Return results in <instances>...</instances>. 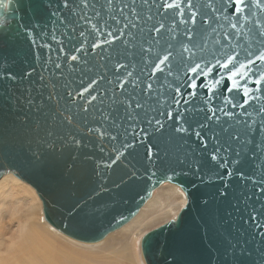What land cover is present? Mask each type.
<instances>
[{"label":"water","instance_id":"1","mask_svg":"<svg viewBox=\"0 0 264 264\" xmlns=\"http://www.w3.org/2000/svg\"><path fill=\"white\" fill-rule=\"evenodd\" d=\"M4 2L8 7L0 5V28L3 31L0 35V179L12 174L32 186L42 202L43 214L49 224L68 237L92 244L133 219L165 182L175 184L184 191L186 203L174 218L142 237L140 250L146 264H233L230 256L224 255V249L229 243L236 246L237 242L250 251V256L245 257L242 264H261L264 240L255 235L252 223L245 221L253 208L261 210L264 194L249 182L253 171L250 160L239 165L245 172L244 179L236 175V157L226 151L227 144L224 143L232 131L242 128L236 122L237 117H233L231 128L229 118L223 113H218L221 116L219 125L216 122L211 124L224 150V166L217 167L208 155L214 149L210 133L205 135L209 139L208 148L201 149L194 136L173 132L172 122L161 114L171 105L166 99L172 94L168 84L174 85L176 80L169 75L166 83L163 76H151L152 63L165 53L168 45L179 61L181 46L188 44L185 31L191 26L181 23V17L174 10L165 11L162 7L158 10L163 0H156L157 6L150 11L137 0L139 20L128 9H125L126 18L120 15L121 5L130 3V0H113L111 8L105 0H96L88 9L77 7L74 11L64 8L62 0ZM76 2L78 4L79 0ZM249 11L255 12L251 24L256 19L264 23V9L253 5ZM82 16L85 19H81ZM112 16L116 19H111ZM129 20L138 27L129 25L124 28ZM161 23L165 27L158 35L152 29ZM223 23L225 27L217 29L221 33V43H224L223 32L230 30L227 22ZM92 24H96L101 32L111 31L117 39L93 50V41L102 43L110 38L94 33ZM251 24L246 23L245 27ZM122 28L124 35L121 36ZM81 32L84 36L80 35ZM217 38L207 25L198 28L195 42L203 51L196 49L197 55L206 59H211L214 53L218 55ZM81 45L82 50L77 51ZM72 55L79 59L71 61ZM57 64L61 65L59 69ZM173 68L175 71V64ZM129 72L131 76H128ZM92 79L99 80L91 92L97 100L84 113L78 106L88 103L89 94L76 97L73 103L67 93L82 90V85L86 86ZM125 81L128 83L121 89L119 85ZM133 81L139 86L135 87ZM48 83L64 86L59 89L64 98L57 99L61 110L67 108L81 121L82 135L77 137L80 144L56 141L38 146L34 142L33 125L38 120V109L49 103L46 99L49 90L44 87ZM146 83L153 85V93L144 90ZM198 91L200 97L188 106V118L193 125L198 120L206 123L200 111L205 109L204 91ZM133 96L144 105L143 110H136L140 115L136 123L127 119L125 106L120 103L125 97ZM161 98L166 102L157 103ZM213 103L222 106L218 99ZM253 107L255 105L248 111L254 120H259ZM226 110L240 112V109ZM152 117L163 121L167 129L163 135H150L149 143L155 144L159 140L167 157L162 154L159 160L151 163L146 158L145 148L137 145L112 163L117 151H123L122 144L131 142L130 125L145 128L151 134L154 129L146 119ZM113 123L117 127H113ZM87 127L106 129L114 136L119 135L112 141L107 136L87 133ZM256 141L264 142V132L256 137ZM233 146L237 150L240 148L239 145ZM249 147L244 145V156L249 155ZM178 160H184V163L180 164ZM259 163L264 164V159ZM194 164L200 166V171L193 169ZM260 175L258 172L253 179H259Z\"/></svg>","mask_w":264,"mask_h":264},{"label":"snow or ice","instance_id":"2","mask_svg":"<svg viewBox=\"0 0 264 264\" xmlns=\"http://www.w3.org/2000/svg\"><path fill=\"white\" fill-rule=\"evenodd\" d=\"M140 2L142 5L147 6L149 11L152 7L157 6L156 0H140ZM95 3L96 0H91V3L90 0H79L78 4L76 0H62L63 7L73 11L77 7L88 9ZM112 3L113 0H105V4L109 8H111ZM0 5L4 8L8 7L4 0H0ZM136 5L137 0L123 3L119 9L120 15L126 18L125 9H128L137 20L141 19ZM253 5L264 9V5H261V0H202V2L201 0H178V2L177 0H163L158 6V10L161 7L165 11L174 10L175 14L181 17L180 22L191 27L185 31L188 44L181 46L183 50L180 53L179 61L175 59L176 53L171 50V45H168L165 53L162 56H158L157 61L152 63L151 76H163L166 83L169 75L175 77L176 83L174 85L168 84L169 91L172 94L166 99L171 101V105L161 114L172 122L173 132L181 136H194L199 141L201 149L206 150L208 148L209 139H206L205 135L206 132L210 133L209 138L214 143V149L208 155L211 161L216 162L217 167L224 166L225 158L222 155L224 150L220 147V137L214 132L211 124L216 122L219 125L221 116L218 113H223L225 117L229 118L228 123L229 128H231L233 117H237L236 122L242 125V128H238L228 135L227 141H224L227 144L226 151L235 155L236 160L234 162L238 165L236 175L241 180L244 179L245 172L242 168H239V165L244 164L245 160L251 161L253 171L252 176L249 177V182L255 184L258 191L264 194V164L259 163L261 159H264V142L257 143L256 141V137L264 132V23L256 19L255 23L251 24L255 12H250L249 10ZM185 11L187 12L186 17ZM96 15L99 16L100 13L97 12ZM147 18L152 19L151 16ZM81 19H85V17L82 16ZM111 19L115 20L116 17L112 16ZM225 21L230 30L223 32L224 43H221L219 39L221 33L217 29H223L225 27L223 22ZM86 22L91 23L90 20H86ZM246 23L251 24V26L245 27ZM0 25H2V21H0ZM129 25L133 28L138 27L137 24L129 20L128 24L124 25V28ZM205 25L211 32L217 34L218 38L215 43L220 46L219 54L214 53L211 59L198 56L195 51L196 49L203 51L200 44L195 42V35L196 30L198 28L203 29ZM164 27V24L161 23L159 27H154L152 31L159 35ZM91 28L94 33L106 35L110 38L103 40L102 43L93 41L91 44L93 50L101 48L103 44H110L117 39L111 31L101 32V29L96 24H92ZM0 35H3L2 28H0ZM80 35L84 36V33L81 32ZM120 35H124L123 28L120 29ZM82 48L83 45L77 51L82 50ZM241 52H243V59H241ZM70 59L75 62L79 57L72 55ZM174 64L175 71L173 68ZM60 67L61 65H56L57 69ZM118 67L123 68L126 65H118ZM165 68H167V73H165ZM131 75L132 73L129 72L128 76ZM9 78H11L10 74ZM43 79L41 77V80ZM127 83L125 81L119 87L124 89ZM132 83L135 87L139 86L135 81ZM98 84L99 80L92 79L86 86L82 85V90H78L75 93L68 92L67 95L72 98L74 103L76 97L83 98L85 93H88L90 96L88 103L78 106L84 113H87L88 106L97 100V96L91 95V92ZM44 87L49 90L46 98L49 103L45 105V108L38 109V120L33 125L34 142L38 146L42 143H55L56 141L80 144L81 141L77 137L82 135L80 131L81 121L77 120L76 113L69 111L67 108L61 110L57 99V97H60V99L64 98L59 91L64 86L48 83ZM198 89L204 91L203 103L205 104V109L200 111L203 112V119L206 123L198 120L193 125L188 118V106L192 105L200 97ZM144 90L148 93H153V85L146 83ZM217 99L220 100L222 106H217L213 103ZM162 102H166L164 98L157 101V103ZM120 103L125 106L127 119L136 123L140 119V115L136 110H143L144 105L134 96L131 98L125 97ZM182 104L184 106L183 110H181ZM253 105H255L253 112L260 117L259 120H254L252 113L248 111V108ZM226 108L240 109V112L237 114L233 111H227ZM45 109H47V112H45ZM66 112L67 114H65ZM146 116L147 114H145ZM104 119H107V116ZM146 123L154 129L153 133L149 134L145 128H132L130 125L132 132L131 142L122 144L123 151H117L116 158L112 163L119 160L130 149L136 148L137 145H142L145 148L146 158L151 163L159 160L162 154L165 158L167 157V152L162 148L159 140L155 144L149 143L150 135H163L167 125L156 117L146 119ZM113 127L117 126L113 123ZM222 130L228 131V129ZM127 131L126 129L125 132ZM86 132L98 134L101 137L107 136L112 141H115L119 135L117 133L114 136L106 129L101 131L99 128L93 127H87ZM233 145H239V150ZM244 145L250 146L248 148V156H244ZM177 162L183 164L184 160H178ZM192 167L194 170L200 171L198 164H194ZM258 172L261 173L260 178L253 179ZM229 175H232V173H229ZM221 195L224 194L222 193ZM262 219H264V205H261L260 211L253 208L248 214V221H245V223L250 221L256 229L255 235L264 240V223H261ZM229 249H231V253H229ZM224 255L226 257L230 256L233 264H242L244 258L250 256V251L240 245L239 242H237L236 246L229 243L224 249ZM261 264H264V257H261Z\"/></svg>","mask_w":264,"mask_h":264},{"label":"bare ground","instance_id":"3","mask_svg":"<svg viewBox=\"0 0 264 264\" xmlns=\"http://www.w3.org/2000/svg\"><path fill=\"white\" fill-rule=\"evenodd\" d=\"M28 185L12 174L0 179V264H146L140 250L145 226L187 200L178 185L165 182L127 224L94 244L69 237L75 245L56 240L63 235L37 211Z\"/></svg>","mask_w":264,"mask_h":264},{"label":"rangeland","instance_id":"4","mask_svg":"<svg viewBox=\"0 0 264 264\" xmlns=\"http://www.w3.org/2000/svg\"><path fill=\"white\" fill-rule=\"evenodd\" d=\"M29 186V185H28ZM29 188H30V190L33 192V190H32V188H31V186H29ZM30 192L29 191V193L27 194L29 197H31V198H34L33 197V195L35 196V198L36 199H34L33 200V202H35L36 204L38 203H40V205H41V207H40V205H39V207H38V205H36L37 206V211H42V202H41V200H39V197H38V195H35V193L33 192ZM176 198H177V196H175ZM38 198V199H37ZM176 204V203H175ZM182 206H181V203H180V201H178L177 202V205H174L173 206V209L172 210H170L168 213H166V214H164V215H159L158 217H155L153 220H151L149 223H148V225L147 226H145V229H144V234L146 233V232H148V231H150L151 229H153V228H155V227H157V226H159V225H161V224H163V223H165V222H167L168 220H170L171 218H174L175 216V214L176 213H178L179 212V210H180V208H181ZM177 215V214H176ZM59 235H63L62 236V238H57L56 240L57 241H64V242H66V243H68V244H74L75 242H73V241H71L70 239H68L69 237H67L66 235H64V234H59ZM75 245H76V243H75ZM79 245V244H78ZM81 248L82 249H87V248H89V247H84V246H81Z\"/></svg>","mask_w":264,"mask_h":264}]
</instances>
